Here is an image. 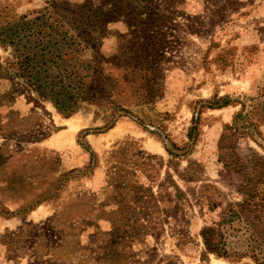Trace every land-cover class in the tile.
<instances>
[{"label":"rangeland","instance_id":"rangeland-1","mask_svg":"<svg viewBox=\"0 0 264 264\" xmlns=\"http://www.w3.org/2000/svg\"><path fill=\"white\" fill-rule=\"evenodd\" d=\"M56 2L97 11L77 38L81 75L97 59L122 74L110 58L143 43L148 16L163 73L127 114L67 116L0 46V264H264V211L223 220L264 198V0H0L1 23ZM242 104L255 128L231 130ZM208 228L226 255L207 249Z\"/></svg>","mask_w":264,"mask_h":264},{"label":"trees","instance_id":"trees-1","mask_svg":"<svg viewBox=\"0 0 264 264\" xmlns=\"http://www.w3.org/2000/svg\"><path fill=\"white\" fill-rule=\"evenodd\" d=\"M86 8L89 9L85 10ZM91 10L85 4L71 9V6L66 8L56 2L51 7L35 11L33 16L18 17L9 26H3L0 20V46H11L14 49L16 58L10 65L17 66L21 72L19 75L33 81L36 89L50 99L61 113L70 116L80 110L83 104H90L99 109H108L112 116L120 117L130 112L125 101L141 102L145 98L150 102L158 95L154 87L163 73L164 63L160 53L161 26L155 25L157 22L148 16L144 25L150 29L141 30L140 41L143 43L133 47L125 45L110 58L113 66L123 70L119 76L106 73L100 59L95 63H86L83 67L86 74L81 75L80 65L75 62L76 54L88 48L89 44H84L77 38L86 33L82 30V25L85 27L96 20L93 15L97 11L91 13ZM110 15L111 12H108L99 16L109 18ZM100 20L105 23L103 18ZM70 24L71 30H78V34H72L68 28ZM102 25L100 27L105 31L106 28ZM86 35L90 36V33ZM85 42L89 40L85 38ZM90 46L97 48L95 42H91ZM227 104L225 102L222 105ZM245 106L242 104L241 111L234 119L235 126H230L229 129L238 131L255 128L254 122L243 113ZM254 203L260 204L253 208ZM239 206L241 209L238 205H231L223 212L224 222L244 216L250 223L261 221L264 198L261 202H256L255 196L250 195ZM204 239L208 250L218 255L228 253L225 234L220 228L206 229Z\"/></svg>","mask_w":264,"mask_h":264},{"label":"bare ground","instance_id":"bare-ground-1","mask_svg":"<svg viewBox=\"0 0 264 264\" xmlns=\"http://www.w3.org/2000/svg\"><path fill=\"white\" fill-rule=\"evenodd\" d=\"M68 120V119H67ZM70 127H71V134L75 132L79 128V124L75 121L70 122Z\"/></svg>","mask_w":264,"mask_h":264}]
</instances>
